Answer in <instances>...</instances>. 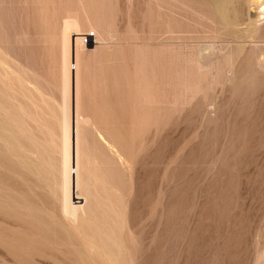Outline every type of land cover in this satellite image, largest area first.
Wrapping results in <instances>:
<instances>
[{
    "label": "rangeland",
    "instance_id": "rangeland-1",
    "mask_svg": "<svg viewBox=\"0 0 264 264\" xmlns=\"http://www.w3.org/2000/svg\"><path fill=\"white\" fill-rule=\"evenodd\" d=\"M0 264H264V0H0Z\"/></svg>",
    "mask_w": 264,
    "mask_h": 264
},
{
    "label": "bare ground",
    "instance_id": "bare-ground-1",
    "mask_svg": "<svg viewBox=\"0 0 264 264\" xmlns=\"http://www.w3.org/2000/svg\"><path fill=\"white\" fill-rule=\"evenodd\" d=\"M71 23V22H70ZM77 25L75 26V24H69V22H67V24L64 26V28L62 29L63 32H61V35L63 33V44H64V48L63 50H65V54H64V59H62V61L64 60V63H62V61H60L64 67H61L62 71L63 72H66L67 74V80L68 82L70 81V66H71V63H70V58H72L73 60V66H74V72H73V81L75 83V80H76V75H75V72H76V67H77V63H76V58L78 55L77 51H79L76 47L77 44H80L82 47V39L79 38V36H76L77 33H74L76 32V30H78L77 28ZM70 31H72L74 34L72 36L75 37L73 38L72 40L74 41V44H73V47H71V43H70V39L69 37L70 36ZM70 32V33H69ZM80 32V31H79ZM79 35V34H78ZM61 38V39H62ZM78 42V43H77ZM62 44V43H61ZM62 47V45H61ZM80 49V48H79ZM64 53V51H63ZM63 55V54H62ZM61 56V55H60ZM78 62V61H77ZM61 64V66H63ZM64 68V69H63ZM62 72V73H63ZM65 73H63L62 75L64 76ZM61 75V76H62ZM75 76V77H74ZM66 77V76H65ZM66 80V81H67ZM63 81H65V79L63 78ZM66 81L64 82L66 84ZM73 83V84H74ZM64 84V85H65ZM68 84V83H67ZM66 84V85H67ZM75 85V84H74ZM73 85V86H74ZM68 88V86L66 87ZM66 88H65V91H66ZM69 88H70V84H69ZM69 88H68V91H69ZM74 90V88H73ZM67 91V92H68ZM63 92V91H62ZM66 92V93H67ZM74 92V91H73ZM70 93V91H69ZM64 95V94H63ZM67 95V94H66ZM74 97H75V92H74ZM65 98V97H64ZM68 98V97H67ZM65 104V102H64ZM77 105V104H76ZM68 106V105H67ZM66 106L63 105V109L65 110H62L64 111V114L66 113L65 116H67V113L70 114V112L66 111L68 110V108L65 109ZM75 109H77V107L75 106ZM75 111V110H74ZM76 115V114H75ZM74 113H73V118H72V121H71V125H70V122L68 123V120L66 121L65 119V122L64 124H62V127H63V132H62V160H61V164H60V176L58 177H61V188H60V198H59V210H60V213H61V216L63 215L64 217L66 218H74L75 216V213L77 212L76 210L78 209V206H76V204L74 205L73 203H71V199L72 200H79V201H82L81 197L79 198L78 197V194H77V183H78V176H77V172H78V168H77V162L79 160H77V151H79V149H77V130H76V125H77V120L76 119L78 116L76 115L75 116ZM79 115V114H78ZM63 120H64V117L62 116ZM81 118V117H80ZM68 119V117H67ZM83 119V118H82ZM62 120V121H63ZM60 122V121H59ZM82 123V122H81ZM80 124V123H78ZM81 125V124H80ZM60 127V125H59ZM60 131V130H59ZM79 139V137H78ZM60 141V140H59ZM79 143V142H78ZM105 145V144H104ZM108 145V144H107ZM60 162V161H59ZM79 163V162H78ZM81 164V163H79ZM82 173V172H81ZM58 174V173H56ZM79 175V174H78ZM59 181V180H57ZM58 184V183H57ZM80 184V183H79ZM82 185V184H81ZM80 185V186H81ZM83 187V186H82ZM86 188V186H85ZM84 188V191L86 190ZM59 190V189H58ZM81 191V190H80ZM79 192V191H78ZM86 192V191H85ZM59 193V192H58ZM87 193V192H86ZM71 194V196H70ZM83 195V194H81ZM80 195V196H81ZM86 196V195H85ZM89 196V195H88ZM71 198V199H70ZM88 200V199H87ZM83 201L84 198H83ZM85 203V202H84ZM79 205V203H78ZM81 207V206H80ZM82 208V207H81ZM80 209V208H79ZM78 209V210H79ZM58 210V212H59ZM80 211V210H79ZM81 212V211H80ZM79 214V212H78ZM62 216V218H63ZM78 218V217H77ZM76 218V219H77ZM75 220V218H74Z\"/></svg>",
    "mask_w": 264,
    "mask_h": 264
},
{
    "label": "built area",
    "instance_id": "built-area-1",
    "mask_svg": "<svg viewBox=\"0 0 264 264\" xmlns=\"http://www.w3.org/2000/svg\"><path fill=\"white\" fill-rule=\"evenodd\" d=\"M93 41L94 40V35L93 34H90L88 36H85V38L83 39V43L86 45L88 42L90 41Z\"/></svg>",
    "mask_w": 264,
    "mask_h": 264
}]
</instances>
